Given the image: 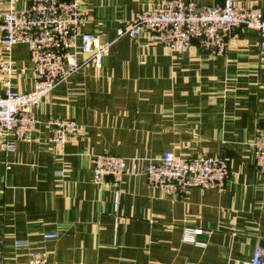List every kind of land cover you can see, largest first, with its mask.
Segmentation results:
<instances>
[{
    "label": "crops",
    "instance_id": "crops-1",
    "mask_svg": "<svg viewBox=\"0 0 264 264\" xmlns=\"http://www.w3.org/2000/svg\"><path fill=\"white\" fill-rule=\"evenodd\" d=\"M30 1L0 0V9L22 10ZM79 1L83 30L104 43L136 13L167 0ZM258 5L264 8V0ZM262 44L264 35L240 28L216 56L174 50L140 34L116 39L99 66L84 62L46 96L14 152L6 154L0 140V262L28 264L33 256L46 264L250 260L264 233V176L254 167L252 147L264 126ZM0 57L13 65L11 89L32 90L27 45L0 48ZM52 117L80 126L63 147L49 141ZM164 152L224 157V187L164 194L149 186L143 168ZM99 154L126 159L120 182H93L92 157ZM188 229L195 231L193 242L184 240Z\"/></svg>",
    "mask_w": 264,
    "mask_h": 264
},
{
    "label": "built area",
    "instance_id": "built-area-1",
    "mask_svg": "<svg viewBox=\"0 0 264 264\" xmlns=\"http://www.w3.org/2000/svg\"><path fill=\"white\" fill-rule=\"evenodd\" d=\"M260 1L215 0L199 6L195 0H167L157 10L136 13L116 29L113 41L104 43L83 30L85 13L79 0H31L22 10L0 9V48L9 51L17 43H25L34 82L28 92L13 91V65L0 57V140L5 153L14 152L17 142L25 138L35 122V111L46 96L76 74L84 62L99 66L116 39L146 34L181 52L223 55L228 40L240 28L264 35V8L258 5ZM79 53L85 58L80 60ZM46 124L49 141L57 147H63L80 130L73 120L52 117ZM252 147L254 167L264 176V126L257 127ZM125 168L123 157L94 155L92 180L95 184H104L106 180L120 182ZM142 173L149 186L164 194L191 188L221 190L228 177V164L222 156L179 158L164 152L160 158L149 161ZM184 240L193 242L195 231L188 229ZM28 264H46V260L33 256ZM243 264H264L261 247L257 246L252 258Z\"/></svg>",
    "mask_w": 264,
    "mask_h": 264
},
{
    "label": "water",
    "instance_id": "water-1",
    "mask_svg": "<svg viewBox=\"0 0 264 264\" xmlns=\"http://www.w3.org/2000/svg\"><path fill=\"white\" fill-rule=\"evenodd\" d=\"M261 236H262V241L260 242V247L263 249V251H264V233H262L261 234ZM263 260H264V256H263Z\"/></svg>",
    "mask_w": 264,
    "mask_h": 264
}]
</instances>
